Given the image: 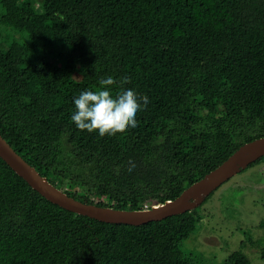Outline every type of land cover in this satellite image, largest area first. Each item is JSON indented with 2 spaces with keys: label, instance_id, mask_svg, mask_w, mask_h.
I'll return each mask as SVG.
<instances>
[{
  "label": "trees",
  "instance_id": "1",
  "mask_svg": "<svg viewBox=\"0 0 264 264\" xmlns=\"http://www.w3.org/2000/svg\"><path fill=\"white\" fill-rule=\"evenodd\" d=\"M0 134L85 204L176 199L264 137V0H0ZM214 193L161 222L106 224L50 203L0 158V264H204L183 244L221 213L218 196L200 209ZM252 239L222 264H254L247 240L264 264Z\"/></svg>",
  "mask_w": 264,
  "mask_h": 264
},
{
  "label": "water",
  "instance_id": "2",
  "mask_svg": "<svg viewBox=\"0 0 264 264\" xmlns=\"http://www.w3.org/2000/svg\"><path fill=\"white\" fill-rule=\"evenodd\" d=\"M0 158L28 185L52 204L106 224L142 226L199 208L223 184L264 158V137L246 143L215 170L184 190L176 199L137 211L85 204L51 184L27 163L0 134Z\"/></svg>",
  "mask_w": 264,
  "mask_h": 264
},
{
  "label": "rangeland",
  "instance_id": "3",
  "mask_svg": "<svg viewBox=\"0 0 264 264\" xmlns=\"http://www.w3.org/2000/svg\"><path fill=\"white\" fill-rule=\"evenodd\" d=\"M243 173L246 175L239 174L223 184L200 208L211 207L210 200L218 196L216 202L222 210L218 214L209 212V215H202L196 234L183 244V249L189 254L202 256L204 264H222L226 255L239 249L241 241L248 237H252L254 243L264 238V167L258 170L257 167L248 168ZM220 195L223 196L221 199ZM204 232L215 234L221 239V244L213 238L209 239L208 245L196 239L199 234H207ZM245 242L248 246L246 253L254 264H260L256 245L248 240Z\"/></svg>",
  "mask_w": 264,
  "mask_h": 264
},
{
  "label": "built area",
  "instance_id": "4",
  "mask_svg": "<svg viewBox=\"0 0 264 264\" xmlns=\"http://www.w3.org/2000/svg\"><path fill=\"white\" fill-rule=\"evenodd\" d=\"M144 209H148V207H147V206H145V207H144Z\"/></svg>",
  "mask_w": 264,
  "mask_h": 264
}]
</instances>
